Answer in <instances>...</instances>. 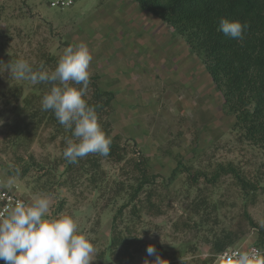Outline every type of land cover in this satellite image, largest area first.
Listing matches in <instances>:
<instances>
[{
	"label": "rangeland",
	"instance_id": "obj_1",
	"mask_svg": "<svg viewBox=\"0 0 264 264\" xmlns=\"http://www.w3.org/2000/svg\"><path fill=\"white\" fill-rule=\"evenodd\" d=\"M49 1L0 0V61L25 59L33 66L43 52L59 60L66 47L85 43L92 54L90 76L113 94L112 134L131 151H140L149 173L160 176L152 201L159 213L139 207V201L138 218L128 221L134 181L126 162L103 161L106 178L99 189L86 179L63 181L62 165L48 191L38 189L36 177L48 180L43 173L62 150L51 141L49 129L13 145L12 128L25 118L18 111L20 102L5 95L36 84L17 80L0 64V176L5 186H15L31 202L47 197V218L72 217L96 249L90 264H111L105 250L112 217L122 204L127 207L121 229L130 241L123 264H151L150 244L167 264H222L210 247L223 231L236 236L231 246L255 245L257 230H264V152L235 129V118L201 59L133 0H79L63 9L50 7ZM29 154L40 168L27 176L10 174L29 162ZM228 166L245 177L248 190L231 174L214 178Z\"/></svg>",
	"mask_w": 264,
	"mask_h": 264
},
{
	"label": "trees",
	"instance_id": "obj_2",
	"mask_svg": "<svg viewBox=\"0 0 264 264\" xmlns=\"http://www.w3.org/2000/svg\"><path fill=\"white\" fill-rule=\"evenodd\" d=\"M140 8L167 24L172 31L180 36L189 51L198 56L215 87L222 92L226 110L235 118L234 127L252 146L264 152V0H133ZM236 19L247 24L242 39L225 36L219 30L220 19ZM58 60L51 54L43 52L34 70L41 67L51 71ZM79 87V85H73ZM51 85L37 83L24 92L22 88L13 89L6 94L13 102H20L18 111L24 116V124L12 128L13 145L19 146L31 142L40 131L50 130L51 141H57L61 147V155L52 160L44 176L48 180L36 177L38 189L48 191L51 179L63 166L60 172L63 181L71 184L86 179L95 189L105 182L106 172L102 162L128 163L127 175L134 181L130 191L128 221L138 218L137 202L141 208H148L159 213L158 205L153 201L157 197L158 174L148 171V159L138 150L131 151L128 144H121L118 136L112 134L109 115L112 111L113 94L100 88L97 77L90 76L89 87L85 99L96 109L98 122L107 136L112 139L110 152L107 156L89 154L77 164H70L63 158L67 138L71 132L59 124L51 110L41 109L42 97L50 90ZM129 153L136 154L130 158ZM29 162L21 163L10 174L27 176L33 169L38 170L34 157L29 154ZM181 165V164H180ZM220 173L231 174L242 187L249 189V182L233 167H221L214 178ZM50 181V182H49ZM122 191L118 188L116 192ZM127 204L118 207L112 217L110 238L106 246V258L111 264H123V257L130 245L124 238L121 225L124 221ZM246 219L256 227L247 214ZM256 246H264V230L258 229ZM230 231H223L215 236L210 253L218 255L234 242Z\"/></svg>",
	"mask_w": 264,
	"mask_h": 264
},
{
	"label": "clouds",
	"instance_id": "obj_3",
	"mask_svg": "<svg viewBox=\"0 0 264 264\" xmlns=\"http://www.w3.org/2000/svg\"><path fill=\"white\" fill-rule=\"evenodd\" d=\"M246 29L247 24L236 19L219 21V30L233 39H242ZM91 61L92 54L85 43L66 47L51 71L43 67L34 70L25 59L8 64L0 61L3 71H10L17 80L51 85L42 97L41 109L51 110L59 124L71 132L62 153L70 164H77L89 154L107 156L112 144L98 122L96 109L85 99ZM49 210V199L39 197L27 205L17 201L0 215V260L4 264H90L94 260L96 249L78 232L74 219L67 215L46 218ZM146 252L155 256L151 264H167L153 245H148ZM144 264L150 262L145 260ZM232 264H264V254L237 251Z\"/></svg>",
	"mask_w": 264,
	"mask_h": 264
},
{
	"label": "built area",
	"instance_id": "obj_4",
	"mask_svg": "<svg viewBox=\"0 0 264 264\" xmlns=\"http://www.w3.org/2000/svg\"><path fill=\"white\" fill-rule=\"evenodd\" d=\"M79 0H50L49 6L53 8L63 9L67 7H71ZM8 188L4 184L3 178L0 176V215H3L7 212V210L14 206L17 201H22L26 205L31 204L32 202L26 198L24 194H20L16 191V187ZM47 218V217H46ZM237 251H249V252H259L264 254V250L256 245L250 246H230L226 248L224 251L217 255V258L220 260L222 264H232L234 259V254ZM0 264H4L2 260H0Z\"/></svg>",
	"mask_w": 264,
	"mask_h": 264
}]
</instances>
